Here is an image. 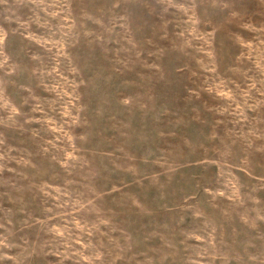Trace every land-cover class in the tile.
I'll list each match as a JSON object with an SVG mask.
<instances>
[{
  "label": "rangeland",
  "instance_id": "obj_1",
  "mask_svg": "<svg viewBox=\"0 0 264 264\" xmlns=\"http://www.w3.org/2000/svg\"><path fill=\"white\" fill-rule=\"evenodd\" d=\"M0 264H264V0H0Z\"/></svg>",
  "mask_w": 264,
  "mask_h": 264
}]
</instances>
